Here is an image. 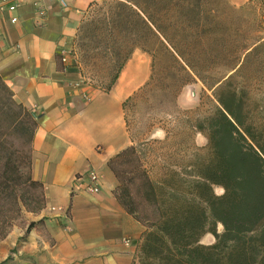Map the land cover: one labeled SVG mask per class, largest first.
<instances>
[{"label": "crops", "instance_id": "0c3cea01", "mask_svg": "<svg viewBox=\"0 0 264 264\" xmlns=\"http://www.w3.org/2000/svg\"><path fill=\"white\" fill-rule=\"evenodd\" d=\"M104 1L13 0L15 12L0 11V79L37 116L31 177L45 201L38 215L26 214L41 222L20 245L26 226L0 241V264H137L142 226L115 200L107 162L131 144L123 105L150 81L152 56L134 51L108 92L56 66L88 11ZM226 1L241 7L252 0ZM88 171L99 182L93 193L86 190Z\"/></svg>", "mask_w": 264, "mask_h": 264}, {"label": "rangeland", "instance_id": "374dc122", "mask_svg": "<svg viewBox=\"0 0 264 264\" xmlns=\"http://www.w3.org/2000/svg\"><path fill=\"white\" fill-rule=\"evenodd\" d=\"M255 46L257 54L245 57ZM72 50L75 70L101 92L134 51L152 56L150 81L123 105V116L130 145L139 152L151 181L160 186L167 183L186 191L197 175L215 172L207 137L210 124L219 121L209 119L217 117L218 99L229 93H235L234 105L247 122L260 128L257 140L264 143L260 0L241 7L226 0L104 1L88 11ZM245 59L257 66L258 74L235 73L233 68ZM177 180L182 184L172 185ZM212 189L216 195L222 193L219 187ZM26 214L34 217L25 212L14 226L25 228L30 223ZM212 242L209 234L201 239L204 245ZM141 243L142 238L137 264Z\"/></svg>", "mask_w": 264, "mask_h": 264}, {"label": "trees", "instance_id": "16d2710c", "mask_svg": "<svg viewBox=\"0 0 264 264\" xmlns=\"http://www.w3.org/2000/svg\"><path fill=\"white\" fill-rule=\"evenodd\" d=\"M256 54L255 46L245 57ZM124 64L102 92L112 88ZM56 66L80 73L73 64L65 69L60 56ZM233 70L240 75L259 73L247 59ZM235 100V93L218 99L217 117L209 119L219 121L210 124L207 137L215 172L197 175L186 191L152 182L133 145L108 160L116 180L115 200L144 228L138 264H264V143L257 140L260 128L247 122ZM37 125V116L16 103L0 79V241L25 212L36 216L45 206L43 186L31 177ZM177 184L182 181L172 183ZM213 186L222 193L216 195ZM40 222L28 223L18 245ZM207 234L213 242L204 245L201 239Z\"/></svg>", "mask_w": 264, "mask_h": 264}, {"label": "built area", "instance_id": "2783aa9c", "mask_svg": "<svg viewBox=\"0 0 264 264\" xmlns=\"http://www.w3.org/2000/svg\"><path fill=\"white\" fill-rule=\"evenodd\" d=\"M262 2H264V0H260ZM17 9V4L15 2H13V0H0V11H8V12H15ZM38 14H41V11L37 12ZM15 19L12 18L11 19V23H15ZM74 51L71 49L70 51L63 53L60 55V60L62 65L64 66V68L66 69L69 65H71V62L74 58ZM86 101H88L90 98L88 97H84ZM87 178H88V183H87V187L86 190L88 192H96L99 189V182H98V178L96 173H94V171H88L86 173Z\"/></svg>", "mask_w": 264, "mask_h": 264}]
</instances>
